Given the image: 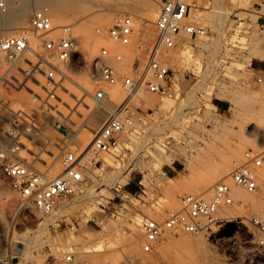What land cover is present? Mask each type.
<instances>
[{
    "label": "rangeland",
    "instance_id": "obj_1",
    "mask_svg": "<svg viewBox=\"0 0 264 264\" xmlns=\"http://www.w3.org/2000/svg\"><path fill=\"white\" fill-rule=\"evenodd\" d=\"M82 1L83 7L77 6L68 18L55 22L74 23L83 55L80 64L67 73L76 84L67 78L52 85L40 74L24 77L20 69H9L11 65L0 53V149L19 145L16 158H27L46 174L53 168L55 156H51L55 154L59 170L53 176L64 169L63 158L68 152L79 154L90 148L94 133L111 115L107 114L93 132L87 147L76 141L99 110L98 101L91 96L94 90L118 86L124 91L115 110L129 98L120 77L130 72L134 62H146L155 37L153 22L161 4V0ZM192 1L195 7L186 20L203 25L206 33L195 38L182 36L163 57L171 69L172 96L146 89L141 96L133 95L130 106L136 112L139 128L115 148L95 155H100L96 165L86 164L83 181L72 194L60 199L50 214L25 203L0 173V213L9 214L7 229L0 228V264L9 259L13 264H122L124 253L132 245L136 246L135 254L144 259L140 264H186L188 257L199 260L201 255L208 257L205 264H264V247L257 245L258 233L249 218L263 219L241 199L228 207L250 209L247 213L251 217L236 216L225 226L213 228V232L201 233L202 244L195 253L179 245V240L197 233L182 230L165 232L151 251L142 248L145 216L164 218L180 207V196L184 194L211 197L218 180H231L227 174L214 175L209 191H204L203 179L212 174L213 168L231 158L242 163L249 149L264 151V84L255 81L256 71L264 68V0ZM36 9L31 7L23 26ZM122 13L133 17L130 44L119 45L96 34V27L110 26ZM151 13L155 15L152 19ZM5 35L0 33V37ZM91 44L95 50L87 54L83 48ZM101 46L110 51L107 62L119 76L115 84L95 79L90 73V63ZM116 52L122 54L120 60L114 58ZM5 75L14 83H1ZM85 77L94 83L89 94L82 91ZM107 94L104 102L111 103V94ZM143 97L169 99L171 103L165 107L144 105ZM25 114L33 116L39 130L27 129ZM160 139H164L165 151L175 157L170 164H158ZM25 146L27 150H22ZM239 152L243 153L241 157L236 156ZM261 171L264 163L257 168V173ZM252 194L264 199V179ZM171 199L177 205L169 206ZM135 222L139 238L131 242ZM68 255L70 260L66 259Z\"/></svg>",
    "mask_w": 264,
    "mask_h": 264
},
{
    "label": "built area",
    "instance_id": "obj_2",
    "mask_svg": "<svg viewBox=\"0 0 264 264\" xmlns=\"http://www.w3.org/2000/svg\"><path fill=\"white\" fill-rule=\"evenodd\" d=\"M10 0H0V13L9 9ZM157 17L153 22L155 37L151 42L145 63L134 62L130 72L121 78V85L127 92L128 99L109 115L94 133L92 146L96 151H110L121 143V139L139 128L136 122V112L130 106V98L143 88L160 96H172L171 69L163 57L177 45L182 36L195 38L203 36L206 28L194 20H186L195 7L192 0H161ZM133 17L128 13L116 16L110 26L96 27L97 35L118 43L128 45L133 38ZM74 23L53 24L45 7L34 10L25 26L13 34L0 37V53L4 55L9 69H20L24 77L40 74L52 85L61 84L68 78L67 71L71 70L83 55L78 36L75 34ZM37 40L32 45L30 37ZM110 51L101 46L99 53L90 63V73L95 79L109 84H115L119 76L107 62ZM114 58L120 60L122 54L116 52ZM37 79V78H36ZM18 83L20 82L19 79ZM255 81L264 84V68L256 71ZM4 85L13 84L2 77ZM95 101H105L108 94L103 88L97 87L91 94ZM27 129L39 130V125L30 114H25ZM19 145L0 149V173L8 186L17 192L22 200L43 214H50L58 201L72 194L78 184L84 179L87 171L86 162L80 159L81 152H68L63 158L64 169L57 175L46 178L35 168L27 158H16ZM22 150H27L26 146ZM97 163V162H96ZM264 163V151L249 149L245 160L233 164L228 172L232 182L245 191L253 193L258 190L257 168ZM235 203L231 184L221 178L212 187V195L184 194L180 196V207L169 212L164 218L145 216L142 223L144 251H151L163 234L168 230L186 232H213V228L225 226L233 219L218 215L221 206ZM250 222L258 233L257 245L264 247V221L253 216ZM67 260L71 256L66 257ZM6 264H13L7 260ZM80 264H89L82 261Z\"/></svg>",
    "mask_w": 264,
    "mask_h": 264
},
{
    "label": "bare ground",
    "instance_id": "obj_3",
    "mask_svg": "<svg viewBox=\"0 0 264 264\" xmlns=\"http://www.w3.org/2000/svg\"><path fill=\"white\" fill-rule=\"evenodd\" d=\"M79 1L80 0H10L8 11L6 13H4V14H1L0 13V33H3V34H13V33H15L19 28H21L23 26V23L25 21V18L27 16V14L29 13V11L31 10V7H33V6L37 7V9L38 8H42V7H45L48 10V13H49V16L51 18V21L55 25V22H62L64 19L68 18L67 17L68 14L71 13V12H73V10L77 6L84 5L82 0H81L82 3L79 2ZM81 7H83V6H81ZM253 12H254V10H253ZM107 15H109L108 12L105 13V16H107ZM251 15L252 16L253 15L255 16L256 14H251ZM150 17H151L150 19H152L153 17H155L154 13H151L150 14ZM69 21H70V19H67L66 20V22H69ZM70 23H73V22H70ZM29 41H30V38H29ZM30 42H31L32 45L35 44V41H34L33 38H32V41H30ZM83 49H84L85 52H87V54H89V53L91 54L95 50V45L94 44L85 45V48H83ZM0 67H1V61H0ZM68 78L70 79V82H72L73 84H76V82H74L69 76H68ZM82 83L84 85V86H82V91L85 94H87V93L89 94L90 93V90L93 89L92 86L94 85V83H92L86 77L83 78V82ZM115 86H117V85H115ZM110 88L111 89H108L107 91L105 90V92L106 93L108 92V93L111 94V101L112 102L110 103V102H104V101L101 102V101H98L97 104H99L98 105L99 106V110L92 115V119H91V121L89 123L88 129L81 131L79 133V135H78V138H77L76 141L82 147H87L89 145V143L91 141V138L93 136V132L95 130H97V128H99V126L102 124V122L105 119V117L107 116V114H113L116 111L114 109L115 103L119 102L124 97V93H123L124 91L120 90L118 88V86L116 88H114V87L113 88L110 87ZM141 92H143V88H139L134 93V95L135 96H137L138 94L140 95ZM63 93L64 94H67V92H64V91H63ZM61 94L62 93H60V96H61ZM142 94L146 95V93H142ZM63 97L65 98V97H67V95L66 96H63ZM227 99L229 101H231V102H234V99H232V98H227ZM138 100L139 99H137V101ZM144 103H146L147 105L149 104L150 106L152 105V106H156V107H161V106H164L165 107V106H168L171 103V101L169 99H155V98H151V97H145L143 99V104ZM213 106L216 107L215 104H213ZM262 133H263V139H264V126H263V132ZM131 134H132V132H131ZM159 141L161 142L160 143L161 146L158 148L160 150V153L156 157L157 160H158V164H164V163L165 164H170L171 162H173V160H174L175 157H173L174 155H172V154H171L172 156L169 155L165 151V148L166 147H165L164 139H160ZM91 146H92V144H91ZM91 146H90V148L88 150H86V151L82 152L81 154H79L80 155L79 157H80V159H81L82 162H84V163L86 162V164L89 163V164H91V166H95L98 158L100 157V155L97 156V157H95V155H97L99 153L108 152V151H102V152L96 151ZM240 152L236 156L241 157V155L243 153L241 154ZM53 153H56V152L54 151ZM93 153H94V155H92ZM51 157L52 158L54 157L53 160L55 161V162H53V168L49 169L47 171V174H46V172H41V173H43V176L46 177V178H50L51 176H53L57 172V170H59V165H58V162H57L58 160L56 159L58 156H56L55 154L54 155L52 154ZM234 159L235 158L228 159L226 161L227 164L225 163L224 165H221V166H218L216 168H213L212 174H208L207 176H205V178L203 179V186L205 188L204 191H209V188H210L211 184L214 181V175H216V176H219V175L220 176H223L224 174H227L228 175V172L231 169L229 167L230 166V163L233 162V164H237L236 163L237 162V159L236 160H234ZM257 174H258V180L257 181L259 183H261V179H264V172L261 171V172H259ZM229 183L232 186V193H233L234 199H236V200L237 199H241L242 201L246 202V204L250 207V209L251 208L252 209H255L256 210L255 213H257V216L259 215L263 219L262 221H264V199H262L258 195H254V194H252L250 192L245 191L240 186L234 184L232 182V180H230ZM171 200L172 201H170L169 204H168L169 206H174V203L177 205V201H173L175 199H171ZM249 207H247V208H249ZM171 208H174V207H171ZM248 211L246 210V208H242L240 205H236V206L231 207V208L224 205V206H221L218 209V215L220 217H225L227 219H231L232 217L234 218L236 216H244V215L247 217L249 215L247 213ZM10 212H11V210H10ZM249 212H251V210ZM11 213H10V215H12ZM252 213H254V212L252 211ZM246 214H248V215H246ZM250 215H251V213H250ZM250 215H249V217H251ZM8 216H9V214L6 215V214H4V212H3V214L0 213V228L1 229H7V225L5 224V222H6V219L8 218ZM249 217H247V218H249ZM131 228H132L131 229V231H132V240H131V242H134V241L136 242L138 240V238H139V227H138V223L135 222L133 224V227H131ZM196 233L197 234L195 236H188V234H186L185 236L183 235L184 237L181 239V241L179 240V242H180L179 245L181 244V246L184 249H188V250L190 249V251L194 250V253H195L196 250L199 248V245L202 244L201 243L202 242V234L201 233H203V232H200V233L199 232H196ZM83 235H85L87 237L86 234H83ZM135 250H136V246L135 245H132L124 253V259L122 261V264H140L142 261H144L143 258H140L138 255L135 254ZM203 254H205V253H203ZM201 256H204V255H201ZM201 256L199 257V260L196 257H194V256L188 257L187 259L185 258L186 259L185 262H186V264H205V258H208V257H205L204 258V257H201ZM208 260H210V259H208ZM213 261H210V262H213ZM181 263H184V261H181ZM102 264H109V263L104 262ZM219 264H220V262H219Z\"/></svg>",
    "mask_w": 264,
    "mask_h": 264
}]
</instances>
